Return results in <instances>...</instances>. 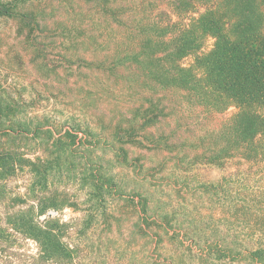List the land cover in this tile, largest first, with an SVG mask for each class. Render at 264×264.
Masks as SVG:
<instances>
[{
  "label": "trees",
  "instance_id": "16d2710c",
  "mask_svg": "<svg viewBox=\"0 0 264 264\" xmlns=\"http://www.w3.org/2000/svg\"><path fill=\"white\" fill-rule=\"evenodd\" d=\"M14 14L30 16L42 52L36 13L0 0V15ZM81 59L113 85L110 109L91 115L79 98L62 112L58 93L35 92L49 123L29 127L0 102V126L44 136L33 158L0 149V181L24 166L31 175L0 214V241L33 244L27 264H264V0H92ZM180 137L196 149L176 156L178 173L164 172L166 154L151 166L133 149L164 153ZM63 172L81 199L51 191ZM64 206L82 211L77 225L52 213Z\"/></svg>",
  "mask_w": 264,
  "mask_h": 264
},
{
  "label": "rangeland",
  "instance_id": "374dc122",
  "mask_svg": "<svg viewBox=\"0 0 264 264\" xmlns=\"http://www.w3.org/2000/svg\"><path fill=\"white\" fill-rule=\"evenodd\" d=\"M23 1L17 0L19 8L23 10L26 4L28 10H33L40 23L44 25L40 24L43 27L42 33L48 37L38 40V45L44 48L40 52L35 49L37 41L34 43L32 39L30 28L33 23L30 16L0 15V102L9 101L15 104L17 111L19 110L17 119L29 127L37 123L41 126L49 123L38 117L49 106L48 100L37 97L34 100L35 92L42 93V96L45 94L47 96L49 92L58 93L60 96L55 99V105L62 112L70 110L69 105L77 104L76 99L79 98L85 100L79 107L86 109L91 115L95 112V106L110 109L112 105L110 100L113 98L110 91L113 85L104 78H96L92 66L81 59L92 54V0ZM211 42V39L207 40L204 48L209 49ZM181 106L184 112L192 109L186 99L181 101ZM232 110L233 108H229L226 114L229 115ZM165 120L172 126L178 124L172 114ZM5 128H10L14 133L9 131L11 134H4ZM99 129L102 130L100 127ZM43 137L32 135L31 129L20 131L17 123L4 122L0 126V149H11L24 154L26 158H33L43 152ZM192 140L180 137L179 145L174 141L175 147L164 148V153L133 149L134 152L149 154L148 163L151 166L161 158V155L166 154L169 159L164 165V172L178 173L179 167L184 165L177 162L175 166L174 160L178 154L186 156L187 160L188 155L196 149ZM94 156L97 154L92 155L93 160ZM104 167L107 169V165ZM206 172L210 176L217 174V171L211 169ZM30 177L28 168L24 166L0 181V214L15 205V197L25 196V188L30 182ZM51 191L55 192L58 198H65L69 202L83 197L80 183L71 181L64 172L61 175V182L53 184ZM52 213L60 220H72L76 225L82 215V211L71 206H64L57 213L54 211ZM32 247L33 244L29 241H15L13 238L0 241V264H27L25 256L31 253Z\"/></svg>",
  "mask_w": 264,
  "mask_h": 264
}]
</instances>
